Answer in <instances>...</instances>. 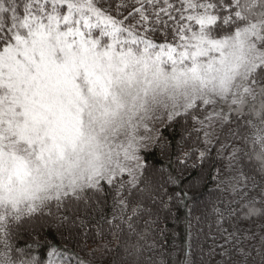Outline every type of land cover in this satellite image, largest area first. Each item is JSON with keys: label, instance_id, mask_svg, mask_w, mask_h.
I'll return each instance as SVG.
<instances>
[{"label": "snow or ice", "instance_id": "6c2138e0", "mask_svg": "<svg viewBox=\"0 0 264 264\" xmlns=\"http://www.w3.org/2000/svg\"><path fill=\"white\" fill-rule=\"evenodd\" d=\"M105 262L264 264V0H0V264Z\"/></svg>", "mask_w": 264, "mask_h": 264}, {"label": "trees", "instance_id": "16d2710c", "mask_svg": "<svg viewBox=\"0 0 264 264\" xmlns=\"http://www.w3.org/2000/svg\"><path fill=\"white\" fill-rule=\"evenodd\" d=\"M169 227H170V228L175 227L176 231L180 232L181 236H183V225H182V224L179 225V226H174V225H172L171 222H170V223H169ZM178 242H179V241H178ZM171 243H172V241L169 240V244H171ZM113 246L115 247V244H114ZM105 264H107V262H105Z\"/></svg>", "mask_w": 264, "mask_h": 264}]
</instances>
